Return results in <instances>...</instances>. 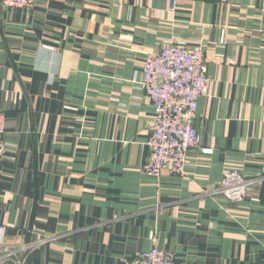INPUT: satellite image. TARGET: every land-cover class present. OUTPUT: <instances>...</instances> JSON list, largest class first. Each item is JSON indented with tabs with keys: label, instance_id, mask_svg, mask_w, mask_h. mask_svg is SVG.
Listing matches in <instances>:
<instances>
[{
	"label": "crops",
	"instance_id": "0c3cea01",
	"mask_svg": "<svg viewBox=\"0 0 264 264\" xmlns=\"http://www.w3.org/2000/svg\"><path fill=\"white\" fill-rule=\"evenodd\" d=\"M200 47L209 78L184 173L142 172V62ZM0 241L45 239L25 264H124L155 232L176 264H264V0L0 4ZM254 179L232 202L225 171Z\"/></svg>",
	"mask_w": 264,
	"mask_h": 264
},
{
	"label": "built area",
	"instance_id": "2783aa9c",
	"mask_svg": "<svg viewBox=\"0 0 264 264\" xmlns=\"http://www.w3.org/2000/svg\"><path fill=\"white\" fill-rule=\"evenodd\" d=\"M35 0H0L7 8H27ZM209 78L200 47L168 41L159 51L149 53L142 62L139 85L151 101L153 115L148 128V158L142 172L158 177L163 171L184 173L188 152L201 148L200 135L193 125L197 101L205 96ZM5 119L0 112V161L6 152ZM210 153L211 149L201 148ZM254 179L246 178L236 169L225 171L218 187L212 192L232 202L241 201ZM3 229L0 226V231ZM151 247L136 253L124 264H176L172 251L161 248L153 231ZM45 239L7 245L0 241V264H25L30 252Z\"/></svg>",
	"mask_w": 264,
	"mask_h": 264
}]
</instances>
